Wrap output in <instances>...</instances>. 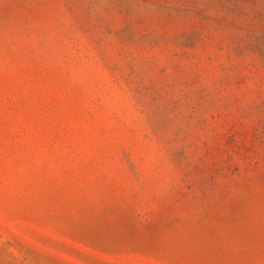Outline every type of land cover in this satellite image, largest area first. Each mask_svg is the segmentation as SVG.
<instances>
[{
  "label": "rangeland",
  "instance_id": "obj_1",
  "mask_svg": "<svg viewBox=\"0 0 264 264\" xmlns=\"http://www.w3.org/2000/svg\"><path fill=\"white\" fill-rule=\"evenodd\" d=\"M0 264H264V0H0Z\"/></svg>",
  "mask_w": 264,
  "mask_h": 264
}]
</instances>
